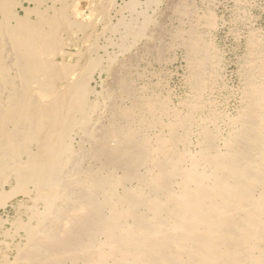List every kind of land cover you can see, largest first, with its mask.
I'll list each match as a JSON object with an SVG mask.
<instances>
[{
	"label": "bare ground",
	"instance_id": "1",
	"mask_svg": "<svg viewBox=\"0 0 264 264\" xmlns=\"http://www.w3.org/2000/svg\"><path fill=\"white\" fill-rule=\"evenodd\" d=\"M28 1L18 15L20 0H0V207L16 195L28 202L13 204L9 228L0 216V264H264L257 31L246 29L239 85L228 91L215 0H128V17L104 24L119 31L116 50L104 64L90 54L74 73L73 52L52 36L63 7L79 2ZM112 3L94 10L99 21ZM176 49L179 95L166 69ZM98 68L96 92L88 81Z\"/></svg>",
	"mask_w": 264,
	"mask_h": 264
},
{
	"label": "rangeland",
	"instance_id": "2",
	"mask_svg": "<svg viewBox=\"0 0 264 264\" xmlns=\"http://www.w3.org/2000/svg\"><path fill=\"white\" fill-rule=\"evenodd\" d=\"M127 1L128 0H113V3L111 5L112 7L108 6L104 9L105 17L102 19V21H99L96 18L94 12L95 9L101 7L102 0H77V2H79L78 7L75 8L72 7L73 5L72 2H68L63 7L62 13H63L64 22L62 21L61 23L58 24L59 27L58 26L56 27L52 39L54 40V42L56 41L55 44L58 45L59 43L61 51L65 49L64 52L66 51L73 52V55L71 53L69 55L70 57L66 58V60L74 62V65L76 66V67L74 66L73 68L74 71L76 70L74 73H78L80 72V70H83L85 68L86 66L85 63H87V59L89 58L90 54L97 53L101 57V59H103L101 60V63L104 64L105 61L107 60V56L112 55V53L116 50L115 46L111 45L110 43L111 42L114 43L118 41L119 31H115V32L108 31L105 25L116 24V22H118V19L119 20L121 19L122 15L123 17H128L129 14L124 9V5L126 4ZM143 1L144 0H139L140 3H143ZM166 1L167 0H159L156 7L163 8L166 4ZM233 1L234 0H215L213 2L212 9L220 24H218V27L214 31L215 33L213 32L215 35L212 34L213 35L212 38L214 37L213 39V41L215 40L214 44L216 43L215 45L218 48L221 55V63H222L221 76L225 84V87L228 91L233 90L234 92L236 89L234 87L235 86L238 87L239 85V83H237L239 82L238 71L236 70L239 61L237 60L241 58V55L243 54L244 51L243 48L245 47L244 41L247 34L246 32L247 28L249 30L255 29L253 30L255 32L257 31L256 33L259 36L261 46L264 52V0H242V1L239 0L240 4L243 2L241 5L243 6L244 4V9L242 8L241 5L238 6L239 9H237V7L235 9V2ZM46 2H45L46 5L49 7L52 6L53 4H55V6L58 8L60 7L59 2L52 3V1L50 0H46ZM201 3L202 2H198V6H200V8L203 6V3L202 4ZM23 7L32 9L34 7V2L28 0H20V4L16 6V12L18 15L24 14V10H22L24 9ZM240 9L241 10L243 9L242 10L243 12L240 11ZM236 12H238L241 15L242 20L244 19L243 22L241 21V19L238 22L235 21L233 22V14ZM245 15L246 17H244ZM31 17H33L32 14ZM234 26L235 28H233ZM91 30H94L93 34ZM87 31L89 32L88 33L89 35L87 34ZM237 33L240 35L237 36L238 35ZM87 37L88 39L90 38L91 39L87 40ZM91 43L93 47L92 45L90 46ZM171 58L172 59H170L166 63V69L168 70L169 73L167 74V77L169 78V79L167 78L168 80L167 84L170 88L172 87L171 90L175 94L179 95L183 91V81L181 78L182 77L181 72H183V64H184L180 49H176L173 52ZM154 67L157 66L154 65ZM105 75H106L105 71L101 70L100 72L99 68L93 70L91 74V78H89L90 80L88 81V85L90 86V88L93 89V91L97 92L98 90H100L102 86L101 81L103 82V80L106 77ZM55 80L57 81H54V84L57 87L66 83L65 81L66 79L64 78L62 80L60 78ZM179 90L181 93L179 92ZM233 98L235 99L234 95L230 97L228 96L226 101V104L227 105L229 104L227 106L228 110L230 109L229 111H233L234 109L233 107L235 106L234 102L236 101V99L233 100ZM4 187L6 190H8L7 184H5ZM11 201H12V205L10 203V205L7 204L5 207H0V216L2 217L3 220L2 225L5 228L7 227L9 228L10 222L8 223V221L12 220L13 217L17 216L16 215L17 209L13 204L14 203L16 204L19 201L20 202L25 201V203H28L27 200H25V198L22 197L21 195H16L11 199ZM4 219L6 220L4 221Z\"/></svg>",
	"mask_w": 264,
	"mask_h": 264
}]
</instances>
